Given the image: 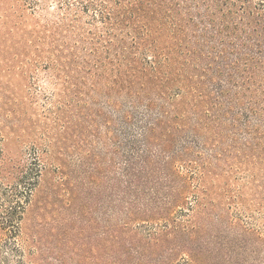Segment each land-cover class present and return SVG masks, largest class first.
<instances>
[{"label":"trees","instance_id":"1","mask_svg":"<svg viewBox=\"0 0 264 264\" xmlns=\"http://www.w3.org/2000/svg\"><path fill=\"white\" fill-rule=\"evenodd\" d=\"M21 1L11 9L39 12V63L62 100L63 137L71 128L83 144L80 166L106 171L126 230L151 220L152 245L169 243L153 264H204L201 251L222 247L197 236L235 225L232 178L241 194L251 178L264 200V0ZM33 154L0 179L2 246L20 257L30 196L18 192L43 165ZM234 233L262 235L243 222Z\"/></svg>","mask_w":264,"mask_h":264},{"label":"rangeland","instance_id":"2","mask_svg":"<svg viewBox=\"0 0 264 264\" xmlns=\"http://www.w3.org/2000/svg\"><path fill=\"white\" fill-rule=\"evenodd\" d=\"M22 3L0 0V145L4 154L0 179L12 180L33 162L34 151L38 158L40 152L43 165L38 182L29 185L31 191L22 187L18 192L21 198L30 196L20 221L24 255H11L2 246L7 231L0 225V264H153L156 255L167 253L169 243L152 245L151 220L135 222L137 232L126 230L113 181L103 176L106 171L100 166L97 175L80 166L83 144L71 128L63 137L62 100L45 75L44 64L39 63V12L11 9ZM92 146L100 149L97 143ZM248 182L241 194L242 181L231 180L230 194L238 196L233 197L231 209L234 231L220 232V228H230V223L218 222L219 228L212 230L208 225L194 241L222 247L198 253L204 264H264V200L257 197L261 188L256 189L251 178ZM242 222L262 235L246 242L231 240ZM246 243L241 252L239 245Z\"/></svg>","mask_w":264,"mask_h":264}]
</instances>
